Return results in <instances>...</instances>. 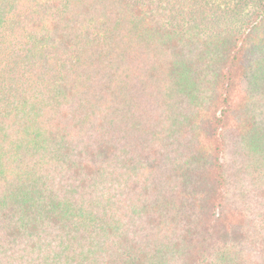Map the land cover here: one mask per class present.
I'll return each mask as SVG.
<instances>
[{
    "label": "trees",
    "instance_id": "1",
    "mask_svg": "<svg viewBox=\"0 0 264 264\" xmlns=\"http://www.w3.org/2000/svg\"><path fill=\"white\" fill-rule=\"evenodd\" d=\"M0 264H264V0H0Z\"/></svg>",
    "mask_w": 264,
    "mask_h": 264
}]
</instances>
